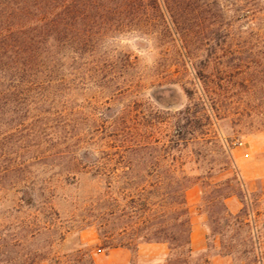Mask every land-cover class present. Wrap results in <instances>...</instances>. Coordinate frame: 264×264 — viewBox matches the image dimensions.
I'll return each instance as SVG.
<instances>
[{"label":"rangeland","instance_id":"1","mask_svg":"<svg viewBox=\"0 0 264 264\" xmlns=\"http://www.w3.org/2000/svg\"><path fill=\"white\" fill-rule=\"evenodd\" d=\"M254 1L95 0L100 8L75 18L73 32L87 31L73 37L74 49L68 59L60 58L56 80L21 94V112L14 103L0 109V264H51L56 257L65 264L64 255L95 249L87 242L90 235L85 242L81 238L94 217L88 197L105 185L92 178L105 171L93 161L102 162L125 146L169 144L176 127L186 123L178 117L180 110L209 108L217 115V47L225 34L232 48L253 42L245 31L259 24L241 15ZM210 130L206 137L216 139L213 150L203 149L196 164L185 149L178 173L196 177L210 172L212 183L233 178L236 197L263 213L257 222L260 251L237 225L225 232V243L229 232L237 231L233 264H264V191L259 182L247 186L241 168L254 147H264V124L230 116ZM225 139L240 140L232 151L238 172L231 164L222 169ZM203 181L191 187L201 197L193 208L205 217L208 235L206 250L197 252L199 260L217 255L220 248L207 220L204 198L211 188L203 187ZM17 191L26 192L24 200L12 195ZM32 193L38 195L33 201ZM246 249L252 252L243 254ZM139 262L164 264L162 256Z\"/></svg>","mask_w":264,"mask_h":264},{"label":"trees","instance_id":"2","mask_svg":"<svg viewBox=\"0 0 264 264\" xmlns=\"http://www.w3.org/2000/svg\"><path fill=\"white\" fill-rule=\"evenodd\" d=\"M92 8H100L95 0H0L1 110L5 111L14 103L21 112L25 104L19 98L21 94L32 88L43 90L44 84L50 85L56 80L60 58L66 56L68 59L74 49L73 37L77 32L87 31L82 28L73 32V21L86 17V10ZM241 18L250 19L251 24L257 23L259 27L246 28L245 32L253 40L247 46L232 48L226 44L228 35L225 34L217 47V115L209 108L195 112L180 110L178 117L186 123L176 127L175 138L169 144L125 146L122 150L110 151L102 162L93 161L94 166L105 171L92 173V178L105 185L95 187L88 197L94 217L85 228L96 231L100 249L124 247L137 251L143 244L164 243L167 246L162 256L164 264H209L210 254L199 260L191 247L192 222L186 198V191L205 179L203 187L206 184L211 188L209 196L204 198L209 209L207 220L212 235L220 239L217 253L236 259L237 251L231 244L239 233H231L232 225L243 229L250 236L253 248L258 244L256 249L260 251L259 229L253 211L244 203L241 212L233 214L226 205L228 197L239 195L231 186L233 178L212 183L209 179L214 175L210 172L196 177L178 173L179 167L184 165L181 154L185 149H190L196 164L203 149L213 150L216 139L206 137L207 130L218 128L220 121L230 116L248 117L264 124V41H257L264 40V0H255ZM13 96L17 99L11 98ZM237 143L222 141L226 155L222 169L226 170L231 164L238 170L232 153ZM150 148V154L143 153ZM25 193L17 191L12 195L24 200ZM17 194L22 195L18 197ZM37 197L36 193L29 195L32 201ZM230 230L226 244L225 232ZM68 232L64 231L60 238L64 239ZM251 252L246 249L242 253ZM63 258L65 264L80 261L95 264L92 249L77 250ZM52 260L51 264L61 263L60 257Z\"/></svg>","mask_w":264,"mask_h":264},{"label":"crops","instance_id":"3","mask_svg":"<svg viewBox=\"0 0 264 264\" xmlns=\"http://www.w3.org/2000/svg\"><path fill=\"white\" fill-rule=\"evenodd\" d=\"M250 155V162L241 166L243 178L249 187H253L259 182L264 191V147H254ZM235 162L238 165V161L236 160ZM186 198L192 222L191 247L194 252H202L207 248L205 217L193 208L199 203L201 197L196 188H189L186 191ZM225 202L229 211L233 214H238L244 207L241 200L235 195L228 197ZM253 213L257 223L263 213L260 210L253 211ZM86 235H90V239H87V242L96 245L95 249L92 250L95 264H141L139 260L142 258L156 259L167 252V246L164 243L143 244L139 246L136 252L124 247H112L103 250L99 248L100 243L96 231L93 229L81 231L82 240ZM83 242L85 241L83 240ZM209 262L211 264H233V258L229 255L217 253V255L210 257Z\"/></svg>","mask_w":264,"mask_h":264}]
</instances>
